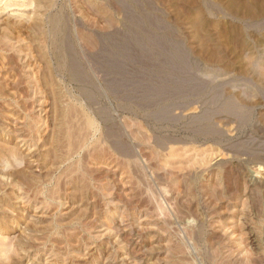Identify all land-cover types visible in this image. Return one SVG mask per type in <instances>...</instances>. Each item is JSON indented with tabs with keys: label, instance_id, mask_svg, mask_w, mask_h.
Listing matches in <instances>:
<instances>
[{
	"label": "rangeland",
	"instance_id": "374dc122",
	"mask_svg": "<svg viewBox=\"0 0 264 264\" xmlns=\"http://www.w3.org/2000/svg\"><path fill=\"white\" fill-rule=\"evenodd\" d=\"M0 91V264H264V0H0Z\"/></svg>",
	"mask_w": 264,
	"mask_h": 264
},
{
	"label": "bare ground",
	"instance_id": "6f19581e",
	"mask_svg": "<svg viewBox=\"0 0 264 264\" xmlns=\"http://www.w3.org/2000/svg\"><path fill=\"white\" fill-rule=\"evenodd\" d=\"M2 49H3V48H2ZM21 53H22V52H21ZM58 57H59V56H58ZM16 60H18V59H16ZM60 63H61V62H60ZM61 64H62V63H61ZM61 64H60V65H61ZM28 67H29V65H28ZM29 68H30V67H29ZM25 70H26V69H25ZM16 77L18 78L19 76H16ZM16 77H15V78H16ZM15 78H14V79H15ZM17 78L15 79V81H14L13 83H11V82L9 81V80H11V79H8V80H7V81L9 82V85H12L15 89H19V88H20V85H21V79H20L21 77H20L19 79H17ZM7 81H6V82H7ZM8 82H7V83H8ZM7 86H8V84H7ZM35 87H36V86H35ZM0 92H1V91H0ZM25 107H26V106H25ZM31 108H32V107H31ZM25 109H26V108H25ZM29 109H30V108H29ZM90 123H91V122H90ZM3 150H4V149H3ZM6 151H7V150H6ZM10 151H11V150H10ZM12 151H14V150H12ZM7 153H8V152H7ZM15 153H16V151H15ZM15 153H13V154L16 155ZM0 154H2V153H0ZM9 154H10V152H9ZM14 155H13V156H14ZM5 156H6V153H5ZM7 156H8V155H7ZM9 156H10V155H9ZM9 156H8V157H9ZM16 157H17V156H16ZM1 158L4 159V154L2 155V157H0V159H1ZM5 158H6V157H5ZM9 159H10V157H9L8 159H6L7 164H6V163H5V164H6L9 168H11V165H10V164H11V163H10L11 161H10ZM11 159H12V157H11ZM4 161H5V160H4ZM4 161H3V162H4ZM14 161H15L18 165H21V161H20L19 159H17V158L14 157V160H13L12 162L14 163ZM0 162H1V160H0ZM77 162H78V161H77ZM16 163H15V164H16ZM6 165H5V166H6ZM8 167H7V168H8ZM16 167H17V166H16ZM0 168L2 169L3 167L1 166ZM9 168H8V170H9ZM3 169H4V168H3ZM15 169H18V167H17V168L14 167V170H15ZM12 170H13V169H12ZM14 170H13V171H14ZM5 171H6V168H5ZM3 172H4V171H3ZM8 172H9V171H8ZM7 174H8V173H7ZM14 174H20V171L17 170V171H15ZM13 177H14V175H13ZM6 249H7V248H6ZM1 251H2V250H1ZM1 251H0V252H1ZM9 253H10V251H9ZM1 254H3V252H1L0 255H1ZM7 254H8V252H6V255H7ZM8 255H9V254H8ZM6 257H7V256H6ZM0 258H2V257H0Z\"/></svg>",
	"mask_w": 264,
	"mask_h": 264
}]
</instances>
